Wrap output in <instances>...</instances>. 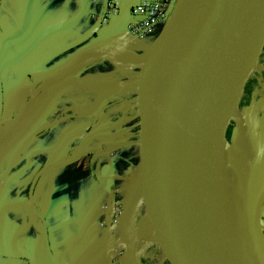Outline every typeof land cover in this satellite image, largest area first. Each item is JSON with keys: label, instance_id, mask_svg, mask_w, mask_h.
Wrapping results in <instances>:
<instances>
[{"label": "crops", "instance_id": "1", "mask_svg": "<svg viewBox=\"0 0 264 264\" xmlns=\"http://www.w3.org/2000/svg\"><path fill=\"white\" fill-rule=\"evenodd\" d=\"M138 1L123 2L106 24L107 0H0V264H39L28 255L43 264H136L133 243L147 222L159 235L142 189L140 88L154 42L128 32ZM255 91L252 109L264 123V87ZM255 168L264 174V155ZM111 179L126 208L113 229Z\"/></svg>", "mask_w": 264, "mask_h": 264}, {"label": "water", "instance_id": "2", "mask_svg": "<svg viewBox=\"0 0 264 264\" xmlns=\"http://www.w3.org/2000/svg\"><path fill=\"white\" fill-rule=\"evenodd\" d=\"M179 3L154 41L143 72L142 189L160 224L164 254L175 264H264V234L252 189V208L232 254L219 245L194 204L208 186L221 189L214 176L220 166L218 147L239 105L241 83L264 46V0H199L181 23ZM49 81L34 89L31 102ZM172 88L179 95L177 105L169 96ZM2 115L0 80V127ZM231 142L240 143L238 132ZM263 155L264 145L249 159L250 178ZM47 168L38 173L31 192ZM38 215L50 250L46 221Z\"/></svg>", "mask_w": 264, "mask_h": 264}, {"label": "bare ground", "instance_id": "3", "mask_svg": "<svg viewBox=\"0 0 264 264\" xmlns=\"http://www.w3.org/2000/svg\"><path fill=\"white\" fill-rule=\"evenodd\" d=\"M198 1L180 0L179 10L177 9L178 23H181L184 16ZM242 19L243 14L240 11L238 23ZM169 96L172 104L177 105L179 102L177 89L172 88ZM238 130L241 135V124ZM245 154L243 141L232 144L223 138L218 147L220 166L214 170V176L222 184L221 189L217 191L210 185L203 193L194 197V204L200 217L228 254L234 252L237 237L243 229L245 216L252 208L248 197V190L252 189L251 178L243 170L248 160Z\"/></svg>", "mask_w": 264, "mask_h": 264}, {"label": "rangeland", "instance_id": "4", "mask_svg": "<svg viewBox=\"0 0 264 264\" xmlns=\"http://www.w3.org/2000/svg\"><path fill=\"white\" fill-rule=\"evenodd\" d=\"M171 15V13H170ZM165 22L159 27L157 34L147 39V42H154L161 33ZM260 83V84H259ZM264 87V46L256 58L255 62L251 66V69L247 77L241 83V91L239 98V107L229 115L225 125V137L231 142V138L234 132H238L241 121H245V127L250 130L246 135H240V143L243 141L246 158L248 159L244 165L243 170L247 173V164L249 159L261 148L264 144V123H262L260 117L254 113L252 107L254 105L252 94L256 88ZM255 97V103L258 99V90L253 94ZM252 105V106H251ZM235 116V117H234ZM252 133L260 137V142L257 144H251L249 137ZM251 185L253 193L256 196L258 211L260 214L261 222L264 224V174L261 173L259 168H254L251 175ZM120 194V193H119ZM124 208L123 210H125ZM140 213L143 214L142 209ZM148 218V217H147ZM150 222H147V229L144 234L140 233L133 243L135 247V260L136 264H175L171 259L170 254H164L158 257L159 245L164 241L161 235L154 234V230L151 229ZM153 232V233H152Z\"/></svg>", "mask_w": 264, "mask_h": 264}, {"label": "built area", "instance_id": "5", "mask_svg": "<svg viewBox=\"0 0 264 264\" xmlns=\"http://www.w3.org/2000/svg\"><path fill=\"white\" fill-rule=\"evenodd\" d=\"M127 0H107V13L104 22L109 23L120 11L123 2ZM177 0H139L132 5L133 20L128 24L130 36L138 40H147L155 36L158 27L167 22L170 13L173 12ZM165 26V25H164ZM163 26V27H164ZM109 200L106 206L110 228H114L123 214L124 203L120 199L119 188L115 180L111 179L108 187ZM118 250L123 249L122 243H117Z\"/></svg>", "mask_w": 264, "mask_h": 264}]
</instances>
